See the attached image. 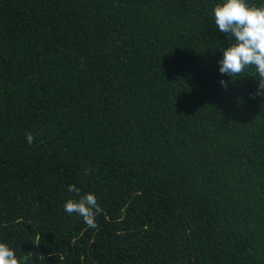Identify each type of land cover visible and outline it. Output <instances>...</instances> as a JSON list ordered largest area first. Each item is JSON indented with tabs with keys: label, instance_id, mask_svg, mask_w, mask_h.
I'll list each match as a JSON object with an SVG mask.
<instances>
[{
	"label": "trees",
	"instance_id": "1",
	"mask_svg": "<svg viewBox=\"0 0 264 264\" xmlns=\"http://www.w3.org/2000/svg\"><path fill=\"white\" fill-rule=\"evenodd\" d=\"M219 3L0 0V242L18 264H264V87L254 66L220 73ZM69 185L97 197V227L64 211Z\"/></svg>",
	"mask_w": 264,
	"mask_h": 264
},
{
	"label": "clouds",
	"instance_id": "2",
	"mask_svg": "<svg viewBox=\"0 0 264 264\" xmlns=\"http://www.w3.org/2000/svg\"><path fill=\"white\" fill-rule=\"evenodd\" d=\"M213 15L219 31L234 38L223 49V59L218 62L220 73L233 78L254 66L259 75V89L264 87V6L249 7L245 0H223L215 6ZM220 83L226 85L223 80ZM26 139L31 145L33 134L26 133ZM68 191L79 199L69 198L64 211L69 215H79L89 227H97L95 216L102 211L97 197L93 193L81 195L75 185H69ZM0 264H18L15 251L3 242H0Z\"/></svg>",
	"mask_w": 264,
	"mask_h": 264
}]
</instances>
